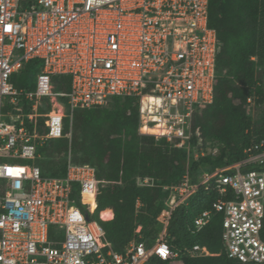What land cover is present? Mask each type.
Returning a JSON list of instances; mask_svg holds the SVG:
<instances>
[{"label":"built area","instance_id":"built-area-1","mask_svg":"<svg viewBox=\"0 0 264 264\" xmlns=\"http://www.w3.org/2000/svg\"><path fill=\"white\" fill-rule=\"evenodd\" d=\"M208 1L0 0V264H143L152 256L178 257L165 227L150 246L133 240L114 250L90 216L99 192L95 167L69 157L64 176H49L36 158L38 145L64 135V120L75 109L105 106L114 97L138 100L140 134L189 152L199 134L194 119L213 102L217 37ZM31 59L41 62L34 88H17L12 75ZM54 74L70 76L69 91L54 90ZM246 100L252 114L255 97ZM244 153L203 173L200 183L213 180L218 197L194 225L199 230L213 211L221 212L227 256L264 263V169H242L264 164V140ZM75 184L85 212L73 202ZM154 184L151 176L136 180L140 187ZM196 187L186 169L181 184L171 187L162 221L167 224ZM185 252L210 254L200 244Z\"/></svg>","mask_w":264,"mask_h":264},{"label":"trees","instance_id":"trees-1","mask_svg":"<svg viewBox=\"0 0 264 264\" xmlns=\"http://www.w3.org/2000/svg\"><path fill=\"white\" fill-rule=\"evenodd\" d=\"M208 24L217 37L213 102L195 117L194 127L200 128L204 150L214 139L222 142L218 153L194 156L191 149L188 152L162 138L140 134L135 97H114L105 106L75 109L72 118L64 120L62 137L38 145L36 162L43 175L64 176L67 154L73 155L70 161L75 164L95 167L99 192L94 215L104 230V241L120 252L133 239L150 246L160 234L162 227H157V221L168 207L171 187L180 185L188 170L189 182L196 190L173 208L165 235L179 255L166 260L152 256L143 264H264L243 263L227 256L221 240V212L213 211L199 230L194 225V218L210 209L218 197L213 180L200 183L203 173L242 160L244 149L264 140V0H209ZM40 68L39 59L28 61L17 74L29 78L22 84L14 82L15 86L33 89L32 76ZM52 81L55 91H69V75L54 74ZM249 96L255 97L254 115L248 111ZM195 141L193 136L191 148ZM242 169L263 170L264 164ZM144 176L153 177L155 184L137 186V178ZM77 193L78 188L72 198L80 204ZM106 208L112 209L113 217L102 220L98 214ZM261 235L264 238V218ZM194 244L206 246L210 254L186 253Z\"/></svg>","mask_w":264,"mask_h":264},{"label":"rangeland","instance_id":"rangeland-1","mask_svg":"<svg viewBox=\"0 0 264 264\" xmlns=\"http://www.w3.org/2000/svg\"><path fill=\"white\" fill-rule=\"evenodd\" d=\"M39 72V70H37L36 72H35V74L36 73H38ZM17 73H19V71L18 72H16V74H14V75H12V78H14V79H11V82H13V84L15 85V83H17V84H22L24 81H26L27 80V78H29L27 75H25V74H17ZM34 74V76H32L33 77V83L35 82V78H36V75ZM32 77H30V78H32ZM15 82V83H14ZM21 88H25V87H21ZM256 108V107H255ZM254 110H256V109H254ZM254 113H255V111H253V115H254ZM199 128V127H198ZM67 136H69V134H67ZM195 136V146H194V148L192 147L191 148V152H192V155H194V156H197L200 152L201 153H205V152H211V153H218V151H219V149H220V146L222 145L221 143L222 142H220V141H218V140H216V139H214V141L212 142V145L211 146H206V149L204 150V148H203V146H204V141H203V138H202V135L200 134V128H199V134L198 135H194ZM81 156H82V154H80ZM67 156H70L71 158H70V160L72 159H74V157H73V155H70V154H67ZM10 161H12V160H10ZM14 162H18V163H27V161H25V160H15ZM37 163V162H36ZM91 165V164H90ZM76 185V184H75ZM179 186V185H178ZM76 196H77V198H78V193L76 194ZM74 198V197H73ZM187 199V198H186ZM185 199V200H186ZM74 200V199H73ZM185 200H183L182 202H184ZM188 201V200H187ZM186 201V202H187ZM74 202V201H73ZM182 202H180V203H182ZM75 204V203H74ZM183 204V203H182ZM75 205H77L78 206V208L80 209V210H82L83 212H85V210H86V207L87 206H85V205H82V204H75ZM173 210V209H172ZM91 216V218L92 219H96L95 218V215L94 214H92V215H90ZM160 216V215H159ZM158 223H157V227L158 228H160V227H165L164 228V232H165V235H166V227H167V225H168V222H167V224L165 223L166 222V219H163V221H162V219L160 218V217H158V221H157ZM166 224V225H165ZM222 246H223V244H222Z\"/></svg>","mask_w":264,"mask_h":264},{"label":"bare ground","instance_id":"bare-ground-1","mask_svg":"<svg viewBox=\"0 0 264 264\" xmlns=\"http://www.w3.org/2000/svg\"><path fill=\"white\" fill-rule=\"evenodd\" d=\"M91 204L93 205L92 207H95L96 206V202L95 201H92ZM101 214L105 218H108V217L111 216L110 210H107V209H104Z\"/></svg>","mask_w":264,"mask_h":264},{"label":"crops","instance_id":"crops-1","mask_svg":"<svg viewBox=\"0 0 264 264\" xmlns=\"http://www.w3.org/2000/svg\"><path fill=\"white\" fill-rule=\"evenodd\" d=\"M78 188V186L76 185V188H75V190ZM74 192V191H73ZM72 196H73V193H72ZM107 210H110V212H111V216L110 217H108V218H105V217H103L102 216V220H109V219H112V217H113V211H112V209L111 208H106ZM103 211V210H102ZM102 211H100V213H102ZM101 219V218H100ZM140 228L138 227L137 228V230L136 231H138ZM133 240H136V239H133ZM133 240H131V241H133ZM130 241V242H131ZM129 242V243H130ZM127 247V246H126Z\"/></svg>","mask_w":264,"mask_h":264}]
</instances>
